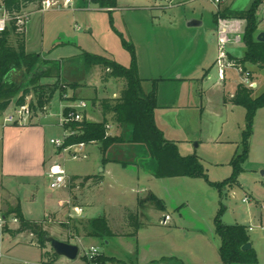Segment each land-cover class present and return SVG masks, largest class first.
I'll use <instances>...</instances> for the list:
<instances>
[{
	"label": "rangeland",
	"instance_id": "obj_1",
	"mask_svg": "<svg viewBox=\"0 0 264 264\" xmlns=\"http://www.w3.org/2000/svg\"><path fill=\"white\" fill-rule=\"evenodd\" d=\"M54 1L59 3V8L41 10L43 3H37L24 10L30 13L25 24L27 51L41 53L56 62L55 65L42 63V66H50L52 76L37 81L40 85L58 87L53 99L44 106L49 110L46 117L52 124L45 126V149L49 160L46 166L59 162L66 171L78 172H98L103 167L100 143L87 144L86 158L75 159L67 152L62 153V158L57 159L55 154L59 155L58 148L50 143V139L64 134V128L59 124L63 109L60 101L79 99L78 94L71 90V87L76 86L73 81L85 82L82 79L84 74L94 67L85 63L84 51L110 57L128 66L131 62V53L123 43L124 38L134 46L138 65L143 68V75L168 76L172 74L173 67L178 66L184 70L185 75L194 74L199 77L198 82L193 84H179L176 92L180 96L179 99L187 104L202 103L206 106L202 125L197 124L199 110L190 109L181 112L182 120L176 121L177 125L170 127V132L175 138L189 136L188 142L178 143L179 151L184 155H197L204 164L210 180L223 181L231 176L233 171L231 160L242 152L243 148L242 137L247 123V109L242 105L226 102L224 104L223 99L234 93L245 70H249L257 82L253 87V96L264 91V69L243 61L246 47L241 38L246 20L236 16L237 13L249 9L253 0H225L219 7L208 0H119L121 8L113 12L103 10L108 7L90 3L89 0L79 5L84 9L78 8L80 0H72L71 4L66 0ZM215 13L220 16L226 14L225 18L223 16L219 18L228 32L229 44L226 45V50L239 65L238 70L236 67L227 69L224 80L218 76L219 35L213 24ZM256 15L264 18V1L258 6ZM190 19L201 21V25L188 26L187 22ZM259 30H264V20L259 23ZM58 64L60 71L57 69ZM239 67L243 70H239ZM179 75L180 73L176 76ZM12 78L24 86L28 84L31 75L15 71ZM145 87L146 91L152 89L149 83H146ZM168 91L167 88V94L163 95L167 99L170 98ZM15 98L12 103L15 102ZM35 98L32 93L27 97V101L35 102ZM92 99L88 101L89 109L92 108ZM33 108L30 122L46 114L43 107L35 105ZM196 128L201 132V145L196 138L191 137ZM129 135L130 130L125 133V138ZM249 142L248 158L243 163L244 171L238 177L240 185L226 187L223 196H220L218 190L204 178L187 176L167 178L164 182L156 180L157 185L154 187L156 195L164 201L165 210H159L154 206L138 208L135 204L137 196H145L149 191L137 192L139 187L132 188L134 182L131 180L123 183L111 181L112 185L106 183L103 188L97 187L93 191L82 187L81 193L71 187L74 203L91 202L85 211L86 216L110 215L112 220L110 219L109 224L117 235L105 241L86 236L83 231L77 233L71 227L82 218L81 216L69 221L68 217L66 220H56L55 214L50 216V213L47 219L33 220L42 222L53 238L76 244L82 241L86 247L95 245L108 256H126L130 251L137 249L148 254L157 250L166 257L175 254L190 264H221L219 258L221 238L215 232L214 218L222 203L227 207V212L232 213L233 218L247 225L251 222L252 230H248V234L261 252L259 264H264V225L255 219L261 210L255 200L251 201L254 205L243 201L246 195L254 196L260 202L264 200V107L256 112ZM132 149H136L134 156L129 152ZM107 156L126 162L136 173L139 165L147 168L153 165L143 144L126 142L123 145H116L108 151ZM112 167L117 172L122 165ZM48 184V180L43 179L39 184L38 193L35 192L39 198L36 201L30 200L29 205L25 206L27 209L31 205L38 208L33 217L41 216L39 209L43 206L44 196L52 191ZM1 197L3 208L0 211L8 218L2 229L18 235L12 237L11 234L5 233L2 264H40L43 261L41 248L31 243L37 241L36 236L28 231L17 232L19 218L7 213L18 203L11 204L13 200L0 188ZM126 208L139 211L141 224L139 235L129 234L133 228L125 220ZM166 214L171 217L168 225L161 223ZM12 217H17L18 221L10 220ZM64 225H69L70 228ZM79 247L81 257L84 248L82 245ZM60 257L61 259L56 260L64 262L66 257Z\"/></svg>",
	"mask_w": 264,
	"mask_h": 264
},
{
	"label": "trees",
	"instance_id": "obj_2",
	"mask_svg": "<svg viewBox=\"0 0 264 264\" xmlns=\"http://www.w3.org/2000/svg\"><path fill=\"white\" fill-rule=\"evenodd\" d=\"M43 0H0V8L4 5L9 14L23 11L32 4L42 3ZM90 3L102 7L113 8L117 0H89ZM264 0H253L249 9L236 14L237 17L246 20V26L242 35V41L246 47L243 61L257 65L264 69V42L257 39L259 30V20L257 8ZM224 18L226 14L221 15ZM218 13L214 14V23L218 28ZM125 47L131 53V62L128 66L120 62L96 53L84 51L83 56L87 65H99L103 70L102 79L108 80L111 77L122 78L125 81L124 88L118 97L93 98L92 106H98L102 112L101 122L74 121L70 126L78 130V135L70 136L66 144L85 142L87 144L98 142L101 144L103 161H109L107 156L110 149L116 145L143 144L153 161L150 172L157 178L187 176L193 178H204L212 187L216 188L223 196L226 187L238 186V177L244 171L243 163L248 158L249 141L252 136V124L258 109L264 107V91L257 96H253V87H247L243 83H238L233 94L225 96V101L235 105L245 106L247 109V123L243 131L242 152L237 154L232 160L233 171L231 176L223 181H212L209 179L207 170L199 157L195 154L183 155L179 151L176 141L165 138L163 131L158 127L155 119V111L158 104V84L160 80L154 79L152 89L146 92L143 87V78L139 74L138 61L134 46L123 38ZM55 65V60L45 59L40 53H28L25 48V29L20 28L16 21H11L4 31H0V115L13 102L20 105L27 101V97L32 93L35 95V102H30L33 107L38 105L44 107L49 103L58 87L40 85L38 79L51 77L50 66H42V63ZM52 67V66H51ZM60 71V65H57ZM15 71H23L31 75L27 85L16 83L12 74ZM69 107L64 109L65 112ZM115 123L118 127H129L130 135L113 134L107 135V124ZM127 139V140H126ZM127 166L126 162H122ZM99 182V180L97 181ZM138 208L154 206L159 210H165L164 201L154 192L149 191L145 196H139L137 200ZM125 220L133 228L129 234L137 235L140 229L139 211L125 209ZM227 212V207L221 203L214 218L215 232L221 238L219 255L223 264H257L258 256L254 248L243 250V246L250 241L248 227L244 224H226L222 217ZM8 214H14L20 220L17 232L28 231L36 236L37 241H32L42 250L43 258L48 262H54L59 257L49 246L51 236L44 228L42 222L25 218L20 203L9 209ZM67 224V223H63ZM70 228L69 225H64ZM77 233L83 231L86 236L97 237L106 240L117 235L109 224L105 216L83 218L71 226ZM100 262L109 264H128L126 261L108 256L104 253L99 257ZM166 262H180L176 257H162L152 264Z\"/></svg>",
	"mask_w": 264,
	"mask_h": 264
},
{
	"label": "crops",
	"instance_id": "obj_3",
	"mask_svg": "<svg viewBox=\"0 0 264 264\" xmlns=\"http://www.w3.org/2000/svg\"><path fill=\"white\" fill-rule=\"evenodd\" d=\"M234 1V0H232ZM85 2L86 0H80L78 3V8L84 9V7H79L81 3ZM235 3V2H234ZM83 6V5H81ZM28 8V7H27ZM121 8L119 0L117 1L116 7L113 8H107L103 10L108 11H115V9ZM136 10V9H135ZM138 10V9H137ZM191 20V19H190ZM258 20L261 22L264 20L263 16H259ZM259 22V23H260ZM214 28L218 32V28L214 23ZM201 25V24H200ZM189 26V25H188ZM199 26V25H195ZM264 31V30H258V33ZM257 33V34H258ZM25 48L27 51V29L25 26ZM28 53H33L29 52ZM37 53V52H36ZM41 54V53H40ZM98 54V53H96ZM45 59L46 56L42 55ZM53 60V59H50ZM139 74L141 78H143V87L146 91V83L150 84V88H152V82L154 79H163L159 81L158 84V104L159 107L155 111V119L158 127L163 131L165 138L169 140L176 141L177 143L180 142H188L189 136H186L185 138H175L173 135H171L170 127L176 126V121L182 120L181 112L193 109L195 111H198V117H197V124L202 125L203 119H204V112L206 110V106L201 104H187L179 99V94L176 92L177 87H179V84H193L194 82H198L199 77L194 76V74L191 75H185L184 70L181 67H173L172 74L168 76L163 75H157L154 76L153 74H144L143 75V68L139 64ZM84 74V77L82 79L85 80V82H79L74 80L73 83H75V87H71L73 93H77L78 98L77 100H66V101H60V104L64 108L66 105L74 103L78 100H86L89 101L90 98H107V97H118L124 88L125 81L122 78H114L111 77L108 80H103V70L99 65L94 66L90 70H87ZM180 73V75L177 77L176 75ZM168 88V94L170 96L169 99L165 98L163 95H165L166 90ZM69 90V89H68ZM149 92V91H146ZM173 93V94H172ZM167 94V93H166ZM225 97L223 99V103L225 104ZM228 103V102H226ZM90 109L86 111V118L87 120L91 122H101L103 120V115L100 110V108L94 107L91 104ZM95 115H98L97 117ZM95 116V117H94ZM51 121L48 120V118L44 115L36 117L31 123L28 125L23 126H16V125H10L5 128L3 132V140L0 144V188L2 191H5L8 196L13 200L10 203H20L21 210L27 219H35V220H43L47 219L48 215L50 216L55 214V219L57 220H66L68 217L69 212L72 211L73 206H79L83 209V215L81 216L83 218H92L85 215V211L87 210V207L91 204L90 201L82 202L81 204L74 203L71 197V187L76 190L77 192H82V187L84 189L89 188L90 190H94L97 187L103 188V186L106 183L111 184V181H116V183H123L127 180H131L134 182L132 188H137V192H145V191H152L155 194L157 193L155 188L157 185L156 180H160L161 182H164L167 178H173V177H166V178H157L155 177L150 170L147 167L138 166L137 173L134 172L132 169H130L128 166L122 165V160H119L118 158H113L109 161H103L102 158V164L103 167L98 172H78V171H67L69 177H71V180L65 185L58 188H52L50 186L51 176L49 174V166H46L47 157H46V125H52L50 123ZM111 124V130L110 132L112 134H118L125 135L130 130L129 127H118L115 126L112 122ZM171 125V126H170ZM118 129V130H117ZM114 131V133H113ZM201 132L196 128V131L192 134L191 137L196 138L198 140L199 145H201ZM95 143V142H93ZM87 146V145H86ZM135 146V145H134ZM179 146V144H178ZM146 148V147H145ZM131 154L133 156L135 155L136 149H132ZM62 153L59 152V155L56 153L55 156L57 159L62 158ZM146 153L148 154V151L146 149ZM184 155V154H183ZM189 155V154H187ZM149 156V154H148ZM52 157L49 156V159ZM112 165H118L121 167L119 169L120 171H117L112 167ZM118 173V174H117ZM137 175H136V174ZM135 174V175H134ZM117 175V176H116ZM179 177H185V176H179ZM45 179L48 180L49 188L52 190L50 193H48L46 196H44L43 206L40 211V217L38 216L33 217V213H36L38 211V208L35 207V205H31L28 209L25 208L26 204L29 203L30 200L39 198L35 192L40 188L39 184L41 181ZM134 179V180H133ZM99 180V182H97ZM112 185V184H111ZM23 189V190H22ZM28 189V190H26ZM21 191H26V193H21ZM248 196V195H246ZM136 198V205L137 200ZM40 200V199H39ZM43 200V199H42ZM252 200H255L256 204H259L260 212L256 215V218L258 223L260 222L262 225H264V200L260 202V200L254 196L249 197V201L251 203ZM31 204V203H30ZM29 205V204H28ZM42 205V204H41ZM135 205V206H136ZM251 205H254V203H251ZM126 207V205H124ZM3 208V200L2 197L0 198V209ZM0 213H3L0 211ZM6 217L7 215L3 213ZM232 219L235 221V223L244 224L241 221H239L237 218H233L232 213L230 212ZM169 216V219L171 220V217L169 214H166ZM165 215V216H166ZM104 216V215H100ZM165 216L162 218L161 223L164 225H168L170 220L165 222ZM106 217V216H105ZM110 221V215L106 217ZM112 220V219H111ZM248 227V230L250 229L251 222L249 225L244 224ZM140 232V231H139ZM137 233L138 235L140 233ZM5 233L11 234L12 237H18V235H13L12 233L6 231L5 229H0V264H2V248L4 244V235ZM90 237V236H89ZM92 238V237H91ZM250 241L253 245V248L255 249L257 256H258V263H260V254L261 252L258 251V249L255 246V241L250 238ZM51 247V246H50ZM157 250L151 251L150 254H148L145 251H140L139 249L130 251L126 256H116L124 261H126L128 264H152L153 261H158L162 257H166L163 254H159ZM114 256V255H111ZM169 256L176 257L181 263L190 264L183 260V258L176 256L175 254H170ZM41 257L42 262H45L47 259L44 260L42 256V250H41ZM220 258V255H219ZM55 259H61V257H57ZM221 262V259H220ZM159 263H165L160 261ZM28 264V263H26ZM157 264V263H155ZM221 264H223L221 262Z\"/></svg>",
	"mask_w": 264,
	"mask_h": 264
},
{
	"label": "built area",
	"instance_id": "obj_4",
	"mask_svg": "<svg viewBox=\"0 0 264 264\" xmlns=\"http://www.w3.org/2000/svg\"><path fill=\"white\" fill-rule=\"evenodd\" d=\"M216 7H219L225 0H208ZM68 4H71L72 0H66ZM43 8L41 10H45L52 7L59 8L60 5L58 2L54 0H43ZM25 10V9H24ZM21 11L14 14H9L3 5L0 8V31H4L11 21H16L20 28L25 29V24L27 23L30 13H26ZM221 20V19H220ZM219 20L218 24V35H219V55L217 59V66H218V76L221 80L225 79V74L227 69L236 67L238 70V64L235 63V60L229 55V52L226 50V45L229 44L227 38V29L224 24H221ZM239 70H243V68L239 67ZM241 83L246 85L247 87H254L257 85V82L253 79L252 73L249 70L243 71V76ZM66 107H69L67 112L64 111ZM33 106L29 101H26L23 104L17 105L11 103L0 115V144L3 140V132L6 127L10 125L16 126H23L28 125L33 116ZM89 109V102L86 100H78L74 103L66 105L61 113L59 118V124L62 125L64 128V134L61 137L51 138L50 143L53 144L55 147L58 148V152L67 153L69 152L70 155L75 158H86L87 153L85 152V148L87 143L85 142H78L72 144H66V140L70 136L78 135L80 132L78 130L73 129L70 124L74 121H83L86 117V111ZM43 110H46V114L48 113L47 107H43ZM107 135H111V124H107ZM49 174L51 176L50 186L52 188H58L61 186H65L70 180L65 167L61 165L59 162H53L49 166ZM244 202L249 201V196H245L243 198ZM83 215V209L79 206H73L72 211L68 214V221L72 218H77ZM10 220L16 222L18 221L17 217H12ZM169 220V216H165V222ZM8 221V218L3 214L0 213V229L3 228L4 224ZM252 227L250 226V229ZM82 245L84 248V254L79 257V253L76 259L71 260L66 258L64 262H58L55 260L54 262H41L40 264H109V263H102L99 260V257L103 254L99 247L95 245H90L86 247L82 244V241H79L78 246ZM80 249V247H79ZM79 258V260H78ZM157 264H185L181 262L175 263H157Z\"/></svg>",
	"mask_w": 264,
	"mask_h": 264
},
{
	"label": "water",
	"instance_id": "obj_5",
	"mask_svg": "<svg viewBox=\"0 0 264 264\" xmlns=\"http://www.w3.org/2000/svg\"><path fill=\"white\" fill-rule=\"evenodd\" d=\"M187 24L189 26L200 25L201 21L196 20V19H191L187 22ZM257 39L259 41L264 42V31H261L257 34ZM222 220L226 224H234L235 223V221L231 217V214L228 212H226L223 215ZM49 243H50V246L52 247V249L59 256H64V257L71 259V260L76 259L78 256L79 246L76 243H72V242H68V241H64V240H59V239H56L53 237L50 238ZM242 248H243V250H249V249L253 248V245H252L251 241H249Z\"/></svg>",
	"mask_w": 264,
	"mask_h": 264
}]
</instances>
